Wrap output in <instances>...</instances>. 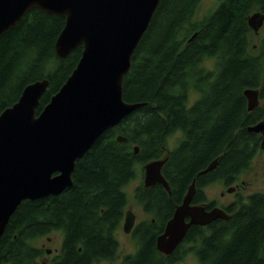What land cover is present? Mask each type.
<instances>
[{
    "label": "trees",
    "instance_id": "1",
    "mask_svg": "<svg viewBox=\"0 0 264 264\" xmlns=\"http://www.w3.org/2000/svg\"><path fill=\"white\" fill-rule=\"evenodd\" d=\"M201 3L161 0L123 84L125 101L145 105L108 129L77 162L70 188L22 202L0 239V264H43L46 250L38 242L54 233L61 234L62 244L48 264L115 261L117 233L130 203L126 188L138 178L139 167L143 174L147 162L163 158L168 139L180 133L163 167L172 194L161 184L137 188V202L155 222L140 226L137 252L121 263L172 264L178 254H162L156 238L197 172L218 157L213 174L220 178L231 180L249 168L260 139L247 127L264 118V33H254L248 18L264 12V0H219L203 16ZM65 22V17L34 9L0 38V113L18 101L28 84L48 79L41 112L72 74L83 46L67 58L57 55ZM246 88L260 90L261 105L253 112ZM118 135L128 141L119 142ZM233 214L210 227L190 228L185 243L196 244L192 250L198 264H264V192Z\"/></svg>",
    "mask_w": 264,
    "mask_h": 264
},
{
    "label": "water",
    "instance_id": "2",
    "mask_svg": "<svg viewBox=\"0 0 264 264\" xmlns=\"http://www.w3.org/2000/svg\"><path fill=\"white\" fill-rule=\"evenodd\" d=\"M160 3L161 0H0V38L37 9L66 19L55 44L59 57L67 58L83 46L76 68L41 112L37 109L50 85L48 79L28 84L18 101L0 113V239L23 201L58 196L70 188L77 162L108 129L145 105L125 101L123 84ZM248 24L259 34L264 12L250 14ZM244 95L249 111L261 104L259 89L246 88ZM247 130L262 134L264 148V119ZM117 140L126 142L128 138L118 135ZM139 151L140 147L135 146V153ZM167 160L165 155L144 165L145 188L161 184L172 193L163 174ZM218 163L219 157L199 174L215 170ZM195 192L194 179L164 232L157 237V248L165 255L173 254L192 226L231 218L220 208L207 211L204 206L192 205ZM135 222L136 214L127 210L123 231L131 233Z\"/></svg>",
    "mask_w": 264,
    "mask_h": 264
},
{
    "label": "flooded vegetation",
    "instance_id": "3",
    "mask_svg": "<svg viewBox=\"0 0 264 264\" xmlns=\"http://www.w3.org/2000/svg\"><path fill=\"white\" fill-rule=\"evenodd\" d=\"M194 97L195 98L192 100V102L195 101L196 98H197L196 96H194ZM255 110L256 109H254L253 111H255ZM253 111H249V112H253ZM263 119H261V120H263ZM261 120H259V121H261ZM258 136H259V139H260V143H259V146H258V151H260V150L264 151V148H262L263 136H262V134H258ZM178 143L175 145V147H177ZM173 149L165 148V155H169L171 150H173ZM249 169L250 168L242 171L239 175L231 178V180H228L224 176H223V178H220L218 174H213L214 170L209 172V173H207V174H205V175H200L199 174L203 169L199 170L197 172V174H196V177L197 178L202 177V178H200L199 182H197V178L196 177L194 178L196 180V192H195V195H194V198H193L191 204L192 205H198V206H204L207 211H211L214 208H220V209H222L223 211H225L228 215H230L232 217L234 215L233 213L235 211H237L241 207V204H247L249 202V198L251 196H253L256 193L264 192V188H263L264 186H256V185H253L252 183H249V182L243 180L244 174ZM194 179H193V181H194ZM142 184H144V171H143V175H142ZM156 185H154V186H156ZM218 185L222 186V191L220 192L219 196H215L213 194V190ZM140 186H141V184L138 187H140ZM137 188L135 189V197H136V199H137V195H136ZM188 189H187V191H188ZM230 189H231V191H229ZM187 191H186V193H187ZM186 193L184 194L183 198L185 197ZM182 201H183V199H182ZM139 205H141L142 208L144 209V206L142 204H139ZM129 209H132L134 211V213L136 214L135 226H134L132 232L128 234L129 236H131V237L135 236L136 237L137 236V231H143L144 227L143 226L140 227L142 224H147V222L150 221V220L155 222V218L150 216L148 214V212L145 211V209H144V212L148 216V218H146L145 220H143L141 222H138V215H137V213L134 210V206L131 205L130 203H129V205L126 208V211L129 210ZM125 214H126V212H125ZM124 218H125V216H124ZM124 218H123V222H124ZM220 220H224V219L219 218L217 220H214L212 223H210V224H208L206 226H202V227H204V228L205 227H210V226L214 225L215 223L220 222ZM123 222H122V224L120 226V229H119V231L117 233V236H118L121 228L123 230ZM164 229H165V227H164ZM163 232H164V230L161 233H163ZM185 244L186 243H185V240H184L178 246V248L173 252V254H171V255H165L164 254V255L167 256V257H172L173 255H177L178 254V258L175 259V262L177 260L181 261L182 255H184V252H185V250H184V245ZM156 247H157V238H156ZM47 254L49 255L50 253H48V251H47ZM130 255H134V253L131 252L129 254H125V255L121 254L120 255V250H119L118 258L115 261H117L119 264H121L123 262V260L125 259V257H128ZM175 262H172V263H175ZM42 263L43 264H48L45 261L42 262ZM104 263H106V264H114V261L113 262L112 261H106Z\"/></svg>",
    "mask_w": 264,
    "mask_h": 264
},
{
    "label": "rangeland",
    "instance_id": "4",
    "mask_svg": "<svg viewBox=\"0 0 264 264\" xmlns=\"http://www.w3.org/2000/svg\"><path fill=\"white\" fill-rule=\"evenodd\" d=\"M219 0H202L201 6H200V15H206L212 12L216 9L218 6ZM264 33V29L260 32L261 36ZM259 41V38L256 39V43ZM195 97H192V100ZM182 139V135L180 133H176L172 135L168 139V148H175V145L180 142ZM250 169L244 174L243 180L252 183L256 186H264V151L260 150L256 153L254 156L251 165L249 167ZM138 178L135 179L133 182L129 184V186L126 188V191L130 197V204L134 206V210L138 215V222H141L148 218V216L145 214L144 209L141 205L137 202V199L135 197V189L142 183V172L139 167L138 169ZM264 188V187H263ZM222 191V186L218 185L214 188L213 194L215 196H219L220 192ZM119 242H120V255L129 254L131 252L135 253L139 247V244L137 242V236H129L127 233H125L122 228L118 234ZM39 246L44 248L46 250L45 255L41 258L40 262H46L49 263L60 251V247L62 244V236L60 233H54L52 235L46 236L38 242ZM196 244L194 243H186L184 245V255H182L181 261L177 260L175 263L172 264H198V259L195 255L194 250H192L193 247H195ZM51 251V253L48 255L47 251ZM106 264V263H101ZM114 264H119L117 261H114Z\"/></svg>",
    "mask_w": 264,
    "mask_h": 264
}]
</instances>
